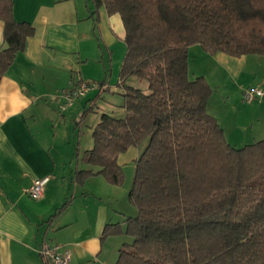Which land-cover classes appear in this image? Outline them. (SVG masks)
I'll use <instances>...</instances> for the list:
<instances>
[{
    "label": "trees",
    "instance_id": "16d2710c",
    "mask_svg": "<svg viewBox=\"0 0 264 264\" xmlns=\"http://www.w3.org/2000/svg\"><path fill=\"white\" fill-rule=\"evenodd\" d=\"M92 2L93 13L104 6L123 20L127 50L118 85L125 111L101 115L94 145L82 156L96 168L78 169L77 181L102 175L122 185L119 155L142 148L129 191L137 214L125 227L107 224L102 235L132 237L115 264H264V138L232 145L208 113L212 87L189 73L194 44L211 54H264V0ZM13 9L14 0H0V80L35 34ZM132 76L149 90L128 84Z\"/></svg>",
    "mask_w": 264,
    "mask_h": 264
},
{
    "label": "crops",
    "instance_id": "0c3cea01",
    "mask_svg": "<svg viewBox=\"0 0 264 264\" xmlns=\"http://www.w3.org/2000/svg\"><path fill=\"white\" fill-rule=\"evenodd\" d=\"M94 9L92 0H14L15 19L34 25L35 34L0 80V264H44L38 252L44 241L68 249L71 264H115L119 250L111 242L116 235L103 239L105 226L125 227L137 214L129 201L130 183L110 184L102 175L77 181V170L85 169L83 153L91 149L90 142L82 146V113L94 104L95 127L103 113L122 116L125 111L124 102L97 101L102 90L119 87L127 50L123 20L104 6ZM3 30L0 20V50ZM213 56L233 73L248 58L221 51ZM78 80L103 86L62 110L60 91ZM259 102L264 105V99ZM251 107L236 112L247 115ZM223 129L234 146L250 139L247 129ZM257 132L251 133L259 137L254 139H263L264 129ZM141 151L128 150L135 160ZM43 176L50 177L43 197H29L24 190Z\"/></svg>",
    "mask_w": 264,
    "mask_h": 264
},
{
    "label": "rangeland",
    "instance_id": "374dc122",
    "mask_svg": "<svg viewBox=\"0 0 264 264\" xmlns=\"http://www.w3.org/2000/svg\"><path fill=\"white\" fill-rule=\"evenodd\" d=\"M247 57V63L246 60H243V63L239 68V72L235 71V73H233L222 64H219V61L213 56V54L204 51L201 45L197 44L189 49V73L191 78L201 75L206 76V74L209 76V79L208 77H205L212 87V93L207 104L208 113L215 116L219 122H221L223 128H238L239 130H244V133L245 129H247L246 132L249 133L250 139H248L249 141L246 140V142L252 143L260 139H254L259 137H253V134L251 133L261 134V132L257 131L264 129V105H258L260 103L259 101H263L264 98L262 96L254 100L247 101L243 97V92L245 89L259 87L264 91V54L252 53L248 54ZM108 71L111 80V71L110 69ZM127 82L131 85L135 84V86L141 87L145 91L149 90L146 80L138 76H132V78H130ZM123 89V87L117 86L114 88L111 87L108 90H102L103 94L101 98L97 99L98 105L100 103H107L111 100L116 103H118V101L123 103L124 96L121 92ZM93 100L94 99H92V101ZM93 105L90 106L93 108L86 112L84 116V112L82 113V123L79 124L82 128V146H84L85 143L90 142V148L94 145L92 136L94 128L93 122H95V118H97L95 113L97 108H94ZM243 105L247 107L252 105L254 108L251 107L252 112L250 111L249 114L246 115L243 112L241 116H238V112L236 111H238L239 107ZM249 131H251V133ZM246 142L244 141V143H241L239 147L247 144ZM122 154L123 156L118 159V162L123 169L125 177L124 183L126 182V184L130 183V185H132L136 169V160L133 157V154L128 152V150L120 155ZM80 162L84 163L83 165L85 166V169L96 168L95 166L87 164L82 160ZM80 169H83V167ZM127 197L128 194L127 196L124 195V198ZM123 200L124 199H122V201ZM131 241L132 237L123 233L122 235H116L111 243L119 250L124 243Z\"/></svg>",
    "mask_w": 264,
    "mask_h": 264
},
{
    "label": "built area",
    "instance_id": "2783aa9c",
    "mask_svg": "<svg viewBox=\"0 0 264 264\" xmlns=\"http://www.w3.org/2000/svg\"><path fill=\"white\" fill-rule=\"evenodd\" d=\"M95 87H99V83L94 81L78 80L77 82L72 83L70 87L63 88L58 95L61 109H68L79 98ZM263 95L264 91L260 87L245 89L243 92V97L247 101L254 100L258 97H262ZM49 179V176H43L35 179V181L24 190L25 193L33 199L43 197ZM38 252L44 260V264H71V252L59 243L44 241L39 246Z\"/></svg>",
    "mask_w": 264,
    "mask_h": 264
}]
</instances>
